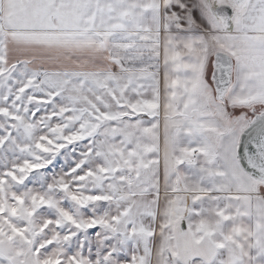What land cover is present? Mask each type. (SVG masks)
I'll list each match as a JSON object with an SVG mask.
<instances>
[{"label": "snow or ice", "instance_id": "1", "mask_svg": "<svg viewBox=\"0 0 264 264\" xmlns=\"http://www.w3.org/2000/svg\"><path fill=\"white\" fill-rule=\"evenodd\" d=\"M0 264H264V0H0Z\"/></svg>", "mask_w": 264, "mask_h": 264}]
</instances>
